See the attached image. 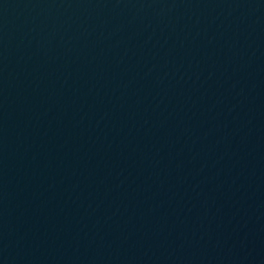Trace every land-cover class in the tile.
I'll use <instances>...</instances> for the list:
<instances>
[{
  "label": "water",
  "instance_id": "95a60500",
  "mask_svg": "<svg viewBox=\"0 0 264 264\" xmlns=\"http://www.w3.org/2000/svg\"><path fill=\"white\" fill-rule=\"evenodd\" d=\"M0 264H264V0H0Z\"/></svg>",
  "mask_w": 264,
  "mask_h": 264
}]
</instances>
